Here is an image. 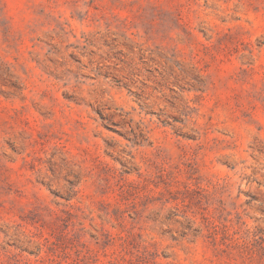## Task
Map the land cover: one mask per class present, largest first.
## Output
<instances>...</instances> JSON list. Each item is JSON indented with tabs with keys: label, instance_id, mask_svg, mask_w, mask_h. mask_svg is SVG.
<instances>
[{
	"label": "rangeland",
	"instance_id": "rangeland-1",
	"mask_svg": "<svg viewBox=\"0 0 264 264\" xmlns=\"http://www.w3.org/2000/svg\"><path fill=\"white\" fill-rule=\"evenodd\" d=\"M0 264H264V0H0Z\"/></svg>",
	"mask_w": 264,
	"mask_h": 264
}]
</instances>
